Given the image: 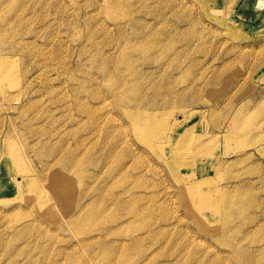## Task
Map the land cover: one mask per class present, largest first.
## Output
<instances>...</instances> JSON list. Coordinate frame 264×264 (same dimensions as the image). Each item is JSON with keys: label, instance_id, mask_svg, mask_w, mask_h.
<instances>
[{"label": "rangeland", "instance_id": "374dc122", "mask_svg": "<svg viewBox=\"0 0 264 264\" xmlns=\"http://www.w3.org/2000/svg\"><path fill=\"white\" fill-rule=\"evenodd\" d=\"M113 2L0 0V264H264V0Z\"/></svg>", "mask_w": 264, "mask_h": 264}, {"label": "bare ground", "instance_id": "6f19581e", "mask_svg": "<svg viewBox=\"0 0 264 264\" xmlns=\"http://www.w3.org/2000/svg\"><path fill=\"white\" fill-rule=\"evenodd\" d=\"M114 2H115V0H114ZM113 2V3H114ZM133 17V16H132ZM179 37V36H178ZM180 38V37H179ZM126 56V55H125ZM2 74H4V69H3V73ZM137 125H138V130H137V132H139V135L140 136H142V137H144L145 139H148V137H153L152 135H155V133L158 131V130H161V129H163V128H165V125H162V124H159L158 122H157V120H155V118H153L152 116H147L146 115V117H144L143 118V120L142 121H140V122H138L137 123ZM174 130V129H173ZM176 133V132H175ZM181 133V132H180ZM190 132L189 131H185V132H183L182 134H180V136H179V138L181 139H183V140H185L184 142H183V144L185 143H187L189 140H190V134H189ZM178 134V133H177ZM169 136V135H168ZM170 137V139H172L173 138V136L171 137V136H169ZM179 142V141H178ZM182 143V141H180V144ZM111 153V152H110ZM176 154H177V151H176ZM110 154H108V156H109ZM109 158H110V156H109ZM105 160H107L106 158H105ZM107 161H109V160H107ZM108 163V162H107ZM105 164V163H104ZM97 165H98V163H97ZM194 183H192V184H190V185H188V184H186V185H182L181 187H180V191H181V193L184 195V197H185V199L187 200V202H192L193 201V198H194V196H195V191H198V192H200V195H197L198 196V198H200V197H202V200H201V202L199 203V204H189L188 206L190 207V208H196L197 206L199 207V206H201L202 205V203H203V201L205 202V200H206V191H204L203 190V187H202V184L199 182V181H193ZM196 200H197V197H196ZM211 200V199H210ZM199 216V218H200V220H202L201 219V216L200 215H198Z\"/></svg>", "mask_w": 264, "mask_h": 264}]
</instances>
